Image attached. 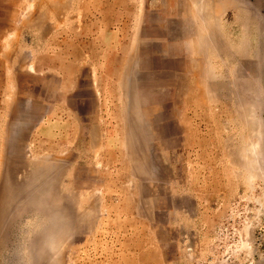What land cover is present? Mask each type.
I'll return each instance as SVG.
<instances>
[{
	"label": "rangeland",
	"instance_id": "374dc122",
	"mask_svg": "<svg viewBox=\"0 0 264 264\" xmlns=\"http://www.w3.org/2000/svg\"><path fill=\"white\" fill-rule=\"evenodd\" d=\"M0 264H264V0H0Z\"/></svg>",
	"mask_w": 264,
	"mask_h": 264
}]
</instances>
